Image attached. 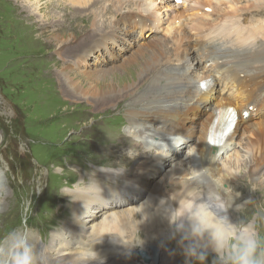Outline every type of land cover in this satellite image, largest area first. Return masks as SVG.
Instances as JSON below:
<instances>
[{"label":"bare ground","instance_id":"obj_1","mask_svg":"<svg viewBox=\"0 0 264 264\" xmlns=\"http://www.w3.org/2000/svg\"><path fill=\"white\" fill-rule=\"evenodd\" d=\"M22 1L25 2L24 10L33 17L30 2L34 11L43 15L50 9H60L59 4H62L61 0ZM77 1L81 4L89 2ZM214 1L216 3L212 5L213 0H207V5L203 6L198 0L196 7L189 10L193 12L189 15L188 25L174 29L166 40L154 41L138 49L123 62L120 72H101L94 75L95 78L75 75L72 68L67 67L62 72L64 85L72 88L73 95L96 97L97 104L105 101L111 106L129 100L122 110L127 131L123 133L118 126L105 123L99 126L104 139L108 136L109 141L117 143L120 155H111V166L91 165V169L78 171L73 177L75 180L77 177V184H71L65 193L68 200L57 198L60 212L52 218L56 229L49 235V221L44 220L39 225L46 231L43 235L38 232L48 264H73L76 252L81 257H91V251L96 253V258L89 264H142L135 261L134 252L153 246L161 250L159 264H185L176 241L169 238L171 229L163 214L162 200L172 205L169 197L173 193L172 199H176L194 180L197 185L207 184L205 177L211 178L219 187H232L240 192L241 200L259 197L250 189L247 192L240 182H246L256 192L264 191V179L251 181L264 173V120L256 112L264 106L263 28L260 24L239 28L241 19L237 20L238 24L233 21L237 11L219 8V5L233 7V2L239 0ZM128 4L137 8L140 1L133 0ZM211 15H217L219 21L225 19L228 24L217 29L214 21L208 18ZM205 23L213 24L206 32ZM177 31L183 32V37L172 39ZM51 38L59 44L68 37ZM231 113L233 119L214 122L216 119L221 121L223 114ZM57 122V119L53 120L51 125L56 126ZM177 134L190 145V155L178 160L176 155L181 147L178 150L169 140ZM218 135H223L225 140L212 147L209 139L214 142ZM241 136L248 162L244 156L233 159L229 156L222 164L221 158L236 147ZM134 156L140 158L134 166L141 174L138 179L125 175ZM49 166L51 175L55 164ZM166 166L165 184L160 186V183H154V178L161 177ZM241 167H245L243 172ZM152 170L153 175L149 172ZM132 173L128 172L130 177ZM144 173L148 175L140 182ZM8 199L5 195L2 201ZM123 204L127 209L121 214L116 213V207ZM3 211L4 208L0 214ZM12 225L14 222L11 224L14 229ZM136 230L140 234L136 235ZM3 234L0 231V236Z\"/></svg>","mask_w":264,"mask_h":264},{"label":"rangeland","instance_id":"obj_2","mask_svg":"<svg viewBox=\"0 0 264 264\" xmlns=\"http://www.w3.org/2000/svg\"><path fill=\"white\" fill-rule=\"evenodd\" d=\"M129 1L133 0H89L86 4L77 0H61L62 4L58 3L60 9H50L51 12L44 15L36 13L30 2L33 17L22 7L24 1L0 0V211L4 208L0 214V231L4 234L12 230L13 222L14 228L20 225L21 213L27 210V224L36 229L41 242L40 234H46V231L41 230L39 225L48 220L49 235L56 229L52 218L60 212L57 198L68 200L65 195L67 189L71 184H77L74 175L77 176L82 169H91V165L101 168L111 166V155H120L117 143L109 141L108 136L104 139L98 128L105 123L118 126L125 133L127 128L122 110L129 100L111 106L105 101L97 104L96 97L73 95L72 88L64 85L62 72L65 68H72L75 75L85 74L93 78L101 72H120L123 62L138 49L154 41L166 40L174 29L182 24L188 25L189 15L193 12L189 10L196 7L198 0H139L137 8L128 6ZM199 2L207 5V0ZM215 3L213 0L212 5ZM233 3V7L219 5V8L236 10L238 14L233 21L237 23L241 19L239 28L260 24L264 34V0ZM216 16L208 18L214 21L217 29L222 24H228L225 19L217 20ZM205 24L204 32L213 25ZM51 37L69 39L56 44ZM171 37H183V32L177 31ZM256 112L264 120V106ZM56 119V126L51 125ZM242 136L235 142L236 147L221 158L222 164L229 156L232 159L244 156L248 162V156L243 153ZM189 146L183 141L176 155L177 160L190 155ZM133 160L129 170L124 172L128 178L138 179L141 174L134 166L140 158L134 156ZM50 163L55 164L51 175ZM244 168L241 167L242 172ZM167 170L168 167L160 173L161 177H155L157 182L154 183L163 186ZM128 172L134 174L130 177ZM149 172L153 175L154 170ZM148 173H144L139 181ZM260 179H264V173L251 181L259 182ZM240 183L248 192L250 186L244 181ZM253 194L264 196V191L259 189ZM5 195L9 199L3 202ZM123 206H117L115 212L121 214L127 209ZM135 233L138 235L140 231ZM151 248L135 251V261L159 264L161 250L155 246ZM154 250L157 251V262H154ZM207 264H211V256Z\"/></svg>","mask_w":264,"mask_h":264},{"label":"clouds","instance_id":"obj_3","mask_svg":"<svg viewBox=\"0 0 264 264\" xmlns=\"http://www.w3.org/2000/svg\"><path fill=\"white\" fill-rule=\"evenodd\" d=\"M169 140L178 150L183 144L178 134ZM205 179L208 183L200 185L194 180L176 199L173 193L172 205L161 201L169 238L176 241L185 264H207L209 256L211 264H264V196L241 200L242 194L232 187ZM250 191L256 193L255 188ZM27 215L22 211L20 225L0 236V264H48L46 249L36 229L27 224ZM95 258L91 251V257L76 252L72 259L73 264H89Z\"/></svg>","mask_w":264,"mask_h":264},{"label":"water","instance_id":"obj_4","mask_svg":"<svg viewBox=\"0 0 264 264\" xmlns=\"http://www.w3.org/2000/svg\"><path fill=\"white\" fill-rule=\"evenodd\" d=\"M153 249L158 250L157 248H153ZM156 250H154V262H157V259H158Z\"/></svg>","mask_w":264,"mask_h":264},{"label":"snow or ice","instance_id":"obj_5","mask_svg":"<svg viewBox=\"0 0 264 264\" xmlns=\"http://www.w3.org/2000/svg\"><path fill=\"white\" fill-rule=\"evenodd\" d=\"M231 111V110H230Z\"/></svg>","mask_w":264,"mask_h":264}]
</instances>
